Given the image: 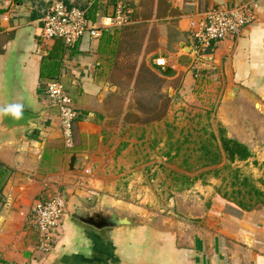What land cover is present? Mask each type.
Returning <instances> with one entry per match:
<instances>
[{
    "label": "crops",
    "instance_id": "1",
    "mask_svg": "<svg viewBox=\"0 0 264 264\" xmlns=\"http://www.w3.org/2000/svg\"><path fill=\"white\" fill-rule=\"evenodd\" d=\"M64 1L93 9V21L118 2L127 20L97 38L85 33L69 47L43 37L38 20L51 0H0V105L18 101L30 112L44 111L35 134L0 144V264H264V208L225 214L200 180L180 191L175 210L184 215L168 217L163 227L138 221L97 228L77 217L120 203L118 190L136 184L135 172L122 164L138 156L141 138L154 127L149 114L161 92L149 82L159 80L165 91L178 80V97L195 96L196 82L203 81L226 124L244 97L225 99L229 83L264 100V0H255L256 21L208 50L193 35L201 12L234 0ZM52 76L64 83L77 111L72 146L64 143L58 110L45 95ZM72 152L81 155L70 167ZM55 195L64 198V213L43 252L31 207Z\"/></svg>",
    "mask_w": 264,
    "mask_h": 264
},
{
    "label": "rangeland",
    "instance_id": "2",
    "mask_svg": "<svg viewBox=\"0 0 264 264\" xmlns=\"http://www.w3.org/2000/svg\"><path fill=\"white\" fill-rule=\"evenodd\" d=\"M178 83V80L172 79L169 84H165V91H160L162 82L159 80L149 82L154 86L157 94L161 92L156 98L154 113L149 114L150 121H154V127L150 128L148 139L145 134L141 138L145 146L140 148L138 156H126L124 157L126 163L122 164V170L130 166L131 172H135V176H138L133 175L134 178H138L137 182L130 188L124 185L123 190H118L117 195L121 197L123 203L121 201L117 203L118 205H110L108 202L103 209H120L122 213L137 215L139 219L156 215L158 218L156 222L163 227L168 217L184 215L175 210L183 200L180 191L187 188H181L185 180L180 174L194 176L207 169H218L217 175L208 172L194 182L200 180L204 184H209L215 198L223 207V213L242 215L248 210H242L233 203L236 198L231 195L230 190L240 186L239 183L232 184L236 169L243 175H249L258 186L264 188V114L255 108L254 101L249 96L244 95L236 98L237 111L232 109L228 112L229 124H226L221 120L217 107L212 105L210 99L208 101L212 91L204 86L203 81L196 82L197 89L193 90L195 96H183L179 92L178 97L175 96L174 89ZM142 84L147 86L143 81ZM170 88L173 89L169 97ZM203 88L205 91H202ZM222 127L228 136L238 138L250 146L252 155L247 160L230 161L221 145ZM212 132L215 138L211 137ZM62 139L65 143L64 136ZM209 141L219 145V149L216 150L220 152L221 160L214 165L204 167L202 163L205 154L200 149L201 145L206 143L215 150L214 146L209 145ZM114 157L117 159V156ZM258 207L264 208V204H259L255 208ZM215 213L219 214L217 211Z\"/></svg>",
    "mask_w": 264,
    "mask_h": 264
},
{
    "label": "built area",
    "instance_id": "3",
    "mask_svg": "<svg viewBox=\"0 0 264 264\" xmlns=\"http://www.w3.org/2000/svg\"><path fill=\"white\" fill-rule=\"evenodd\" d=\"M104 3L108 0H93ZM127 20L124 6L117 2L114 10L103 15L100 21H93L88 16V7L67 4L64 0H51L43 15L38 20L42 24L43 37L60 39L65 46L72 47L85 34L97 38L103 29L109 26L123 25ZM257 20L254 0L239 4L221 3L201 12V18L193 35L203 50L213 46L219 40L235 37L242 29ZM162 64L161 59L156 60ZM45 95L57 108L62 133L67 146L73 144V124L77 115L73 98L67 92L64 83L56 76L45 83ZM64 198L55 195L50 199H38L31 207L33 223L39 232L38 248L47 252L52 243L64 213Z\"/></svg>",
    "mask_w": 264,
    "mask_h": 264
},
{
    "label": "water",
    "instance_id": "4",
    "mask_svg": "<svg viewBox=\"0 0 264 264\" xmlns=\"http://www.w3.org/2000/svg\"><path fill=\"white\" fill-rule=\"evenodd\" d=\"M45 1L48 2L50 0ZM242 1L246 0H234L236 4H239ZM241 93L249 96L254 101L255 108H257L261 113L264 114V101L253 92L245 90L238 85L233 84L232 82L228 85L225 99L234 100ZM22 113L23 115L18 119L13 118L11 115L7 114L0 118V144L6 142H14L16 140L22 139L26 135L35 134L38 131L40 120L43 116L44 111L42 110L40 112L34 113L23 108ZM78 155H81V153H71L70 167H73L75 159ZM77 217L81 221L91 224L97 228L128 225L136 223L138 221H148L151 223H155L158 220L156 215H149L146 218L139 219L137 215L124 214L118 209L103 208H90L83 214H77ZM165 225L170 227V224L168 222H165ZM36 233L37 232L35 231V234ZM28 251L29 250L27 249L24 252L27 257L30 256V253Z\"/></svg>",
    "mask_w": 264,
    "mask_h": 264
},
{
    "label": "trees",
    "instance_id": "5",
    "mask_svg": "<svg viewBox=\"0 0 264 264\" xmlns=\"http://www.w3.org/2000/svg\"><path fill=\"white\" fill-rule=\"evenodd\" d=\"M91 13H93V9L89 8L88 16L91 15ZM208 48H211V45L206 47L207 50ZM45 66H47V64H44V70L46 68ZM54 66H56V64H54ZM51 71L48 70L50 74H52ZM45 74L48 73H46L45 71ZM53 77L56 76H52L51 78ZM224 132L225 129L222 127L220 129L221 145L226 151L230 161L247 160L252 155L250 146L246 142L238 138L228 136ZM211 137L215 138V134L213 132L211 133ZM209 145L214 146L215 150L209 147L206 143H203L200 148L205 154V160L202 163V166L204 167L214 165L221 160L220 152L216 150L219 149V145H215L211 141H209ZM218 171V169H207L201 172L199 175L194 176L180 174V176L183 177L185 180V183L181 188H186L190 186L197 178L204 177L205 174H207L208 172H213L217 175L219 173ZM235 183H239L241 187L238 186L235 189L233 188L232 190H230V193L231 195H233L234 198H236L235 202L233 203H235L238 208L242 210H251L259 204H264V188L258 186L249 175H243L239 172V170L236 169L234 174V182L232 184Z\"/></svg>",
    "mask_w": 264,
    "mask_h": 264
},
{
    "label": "clouds",
    "instance_id": "6",
    "mask_svg": "<svg viewBox=\"0 0 264 264\" xmlns=\"http://www.w3.org/2000/svg\"><path fill=\"white\" fill-rule=\"evenodd\" d=\"M24 108L23 104L18 101L9 102L3 105H0V118L4 115H11L13 118H20L23 113L22 109Z\"/></svg>",
    "mask_w": 264,
    "mask_h": 264
}]
</instances>
